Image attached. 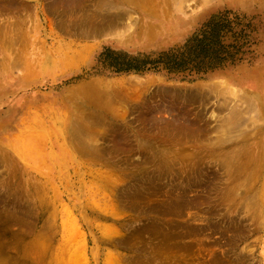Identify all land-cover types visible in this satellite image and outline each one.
<instances>
[{"label":"rangeland","instance_id":"rangeland-1","mask_svg":"<svg viewBox=\"0 0 264 264\" xmlns=\"http://www.w3.org/2000/svg\"><path fill=\"white\" fill-rule=\"evenodd\" d=\"M226 11L252 22V63H98ZM0 29V264H264V0H0Z\"/></svg>","mask_w":264,"mask_h":264},{"label":"trees","instance_id":"trees-1","mask_svg":"<svg viewBox=\"0 0 264 264\" xmlns=\"http://www.w3.org/2000/svg\"><path fill=\"white\" fill-rule=\"evenodd\" d=\"M254 28L244 17L226 11L212 18L182 47L149 55L129 56L118 54L113 62L106 49L98 63L115 74L158 73L180 80L208 78L228 68L252 63L256 58L253 50Z\"/></svg>","mask_w":264,"mask_h":264},{"label":"bare ground","instance_id":"bare-ground-1","mask_svg":"<svg viewBox=\"0 0 264 264\" xmlns=\"http://www.w3.org/2000/svg\"><path fill=\"white\" fill-rule=\"evenodd\" d=\"M154 3H155V2H154ZM157 13H158V12H157ZM16 19H17V18H16ZM4 21H5V20H4ZM15 21H17V20H15ZM15 21H12V22H15ZM17 23H18L19 25H21L19 22H16V24H17ZM22 23H23V22H22ZM26 23H27V22H26ZM23 24H24V23H23ZM7 25H8V24H7ZM13 25H14V24H13ZM19 25H18V26H19ZM2 26H3V25H1V28H3ZM25 26H26V25H25ZM12 27H13V26H12ZM14 27H17V25H16V26L14 25ZM13 29H14V28H13ZM17 29H18V28H17ZM17 29H16V30H17ZM97 29H99V28H97ZM5 31H6V30H5ZM17 31H18V30H17ZM0 32H1L0 34L2 35V30H1V29H0ZM13 32H14V31H13ZM13 32H12V33H13ZM18 33L20 34L19 31H18ZM30 33H31V32H30ZM30 33H29V34H30ZM16 34H17V33H14V35H16ZM23 34H24V33H23ZM24 35H25V34H24ZM16 36H17V35H16ZM21 36H22V35H21ZM1 37H2V36H1ZM1 37H0V40H1ZM4 37H5V36H4ZM8 37H9V36H8ZM8 37H7V39H8ZM17 37H18V36H17ZM15 38H16V37H15ZM15 38H14V39H15ZM18 38H20V37H18ZM26 38H27V37H26ZM26 38L24 37V39H22V40H24V42H25V39H26ZM5 39H6V37H5ZM19 40H21V39H19ZM22 40H21V41H22ZM7 41H9V40H6L4 43L6 44ZM2 42H3V40H2ZM17 42H18V41H17ZM17 42H16V43H17ZM22 43H23V42H21V44H22ZM9 44H10V43H9ZM0 45H1V44H0ZM2 45H3V44H2ZM11 45H14V48H15V44H14V43L11 44ZM23 45H24V44H23ZM23 45H22V46H23ZM5 47H6V46H5ZM10 47H11V46H10ZM18 47H19V46H18ZM1 48H2V46H1ZM20 48H21V47H20ZM22 48H23V47H22ZM4 49H5V48H4ZM4 49H2V50H4ZM27 49H28V48H27ZM55 49H56V48H55ZM22 50H23V49H22ZM43 50H44V49H43ZM17 51H19V50H17ZM40 51H41V50H40ZM44 51L46 52V50H44ZM55 51H56V50H55ZM65 51H66V49H65ZM4 53H5V52H4ZM10 53H11V52H10ZM19 53H20V52H19ZM42 53H43V51H42ZM42 53H41V54H42ZM20 54H21V53H20ZM30 54H31V53H30ZM45 54H46V53H45ZM73 54H74V53H73ZM5 55H6V54H5ZM35 55H36V54H35ZM48 55H49V54H48ZM69 56H70V55H69ZM46 57H47V56H46ZM70 57H71V56H70ZM82 57H83V56H82ZM82 57H81V58H82ZM5 58H6V57H5ZM31 58H32V56H31ZM36 58H37V57H36ZM50 58H51V57H50ZM75 58H76V57H75ZM83 58H84V57H83ZM1 59H2V58H1ZM34 59H35V58H34ZM34 59H32V60H34ZM51 59H53V58H51ZM67 59H68V58H67ZM72 59H73V58H72ZM8 60H9V59H8ZM16 60L18 61V59H16ZM16 60H15V61H16ZM19 60H20V59H19ZM38 60H39V59H38ZM69 60H70V59H69ZM69 60H68V61H69ZM76 60H77V59H76ZM0 61H1V60H0ZM17 61L14 62V63L16 64ZM53 61H55V60L53 59ZM70 61H71V60H70ZM80 61H81V59H80ZM80 61H79V62H80ZM20 62H21V61H20ZM20 62H19V64H20ZM57 62H58V61H57ZM4 63H5V62H4ZM10 63H11V62H10ZM12 63H13V62H12ZM47 63H48V62H47ZM49 63H50V62H49ZM49 63H48V65H49ZM65 63H66V62H65ZM65 63H63V64H65ZM68 63H69V64H68ZM28 64H29V63H28ZM76 64H77V63L74 62V63L71 64V66H72V67H73V66H76ZM21 65H22V62H21ZM21 65H19V66H21ZM58 66H59V65H58ZM66 66H70V62H67V63H66ZM71 66H70V67H71ZM7 67H8V64H7ZM29 67H30V65H29ZM23 68H24V67H23ZM20 69H21V68H20ZM29 69H31V68H29ZM29 69H28V70H29ZM11 71H12V68H11ZM90 83H91V82H90ZM120 84H121V83H120ZM113 85H114V84H113ZM91 87H92V86H91ZM97 87H98V86H97ZM93 88H94V87H93ZM93 88H91V89H93ZM104 88H106V87H104ZM91 89H90V90H91ZM98 89H100V88H98ZM96 90H97V88H96ZM83 91H84V89H83ZM83 91H82V92H83ZM92 91H94V90H92ZM87 92H88V91H87ZM90 92H91V91H90ZM112 92H113V91H112ZM84 93H85V92H84ZM88 93H89V92H88ZM91 93H92V92H91ZM95 93H96V92H95ZM98 93H100V91L97 92L96 94L98 95ZM104 93H105V92H104ZM92 94H94V92H93ZM96 94H95V96L97 97ZM108 94H109V93H108ZM110 94H111V93H110ZM85 95H86V94H85ZM103 95H104V97H105L106 94H103ZM99 96H100V95H99ZM106 96H107V95H106ZM83 97H84V96H83ZM91 97H92V96H91ZM84 98H85V97H84ZM86 98H87V97H86ZM93 98H94V95H93ZM102 98H103V97H101V99H102ZM87 99L89 100V99H92V98H89V97H88ZM96 99H97V98H96ZM96 99H93V100H96ZM98 99H99V97H98ZM89 101H91V100H89ZM96 101H97V100H96ZM98 101L100 102L101 100H98ZM103 101H104V100H103ZM103 101H102V102H103ZM90 103H93V102H90ZM96 104H97V103H96ZM98 107H99V106H98ZM70 129H71V128H70ZM60 130H61V129H60ZM77 130H78V129H77ZM72 134H75V133L72 132ZM81 134H82V132H81ZM75 135H78V134H75ZM75 135H74V137H75ZM78 136H79V135H78ZM82 136H83V135H82ZM82 136H81V137H82ZM87 138H88V137H87ZM17 139H18V138H17ZM75 139H76V137H75ZM90 139L92 140L93 138H90ZM15 140H16V139H15ZM87 140H88V139H87ZM70 141H71V140H70ZM82 141H83V140H82ZM88 141H89V140H88ZM88 141H87V142H88ZM87 142H86V140H85L84 143L86 144ZM93 142H94V141H93ZM70 143H71V142H70ZM71 144H72V143H71ZM89 144H91V143H89ZM27 145H28V144H27ZM28 148H29V147H28ZM74 148H75V146H74ZM76 148H77V146H76ZM33 149H34V148H33ZM82 151H83V150H82ZM37 152H38V151H37Z\"/></svg>","mask_w":264,"mask_h":264}]
</instances>
